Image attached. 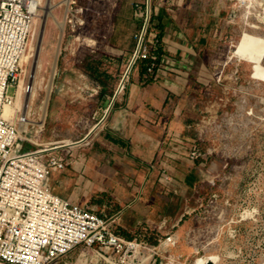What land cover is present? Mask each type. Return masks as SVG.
Listing matches in <instances>:
<instances>
[{
    "label": "rangeland",
    "instance_id": "374dc122",
    "mask_svg": "<svg viewBox=\"0 0 264 264\" xmlns=\"http://www.w3.org/2000/svg\"><path fill=\"white\" fill-rule=\"evenodd\" d=\"M54 1L57 3L59 0ZM72 1L75 2L72 14L78 19L74 30L72 22L68 23L72 19L71 14L67 21L69 10L65 5L50 10L56 21L65 19L63 33L56 22L54 24L48 16L45 18V8L34 20L29 43L35 49L30 50L34 57L25 65V77H22L26 84L36 61L42 34L41 48L43 46L44 50H39L37 62L40 60L43 68L37 73V78L43 77V84L41 89L37 87L38 95L31 113V120L39 122L40 107L46 96L43 87L50 79L59 44L60 55L57 57L43 130L36 145L35 130H38V125L35 123L30 128L32 134L28 136L31 142H27L24 148L25 151L59 148L54 153L65 157L68 164L72 157L63 152L87 148L89 139H85L91 130L97 126L101 128L115 109L114 105L104 119L137 50L136 35L143 27V19L138 17L141 27L136 35H120L119 32L135 27L131 16L136 11L148 10V0ZM151 3L152 28L156 30L158 0ZM199 10L202 14H209L211 19L210 24L203 28L206 43H209L207 52L203 54L204 59L212 61L211 69L215 76L214 84L208 87L209 96L202 104L204 114L198 155L206 165L207 174L200 190L203 200H208L205 205L210 201L216 203L217 210L211 216L217 220L220 217V220L216 222L212 219L209 226H203L193 235L196 244L190 246L185 244L188 242L186 236L194 221L187 216L183 225L189 222L190 226L180 234L181 244L173 254L178 257L183 255L181 264H194L196 258L212 254L220 257L219 264H264V84L252 80L250 64L231 58L244 31L264 37V30H253L246 25V17L239 12L233 14L226 0H200ZM250 21L264 27L259 21ZM142 63L130 71L115 104L124 95L129 79L142 69ZM262 64L264 66V58ZM9 94L13 95L14 89H10ZM69 144L76 146L61 148ZM198 203L193 201L191 204L197 206ZM178 230L179 227L175 234ZM217 232L219 242L204 253L201 241L205 237L212 239ZM135 233L125 236L132 238ZM163 234L149 232L153 239ZM195 248L199 249L198 254ZM80 252V249L73 252L60 264H76L78 260L84 264V253L80 256ZM89 259L85 258L86 264H90Z\"/></svg>",
    "mask_w": 264,
    "mask_h": 264
},
{
    "label": "crops",
    "instance_id": "0c3cea01",
    "mask_svg": "<svg viewBox=\"0 0 264 264\" xmlns=\"http://www.w3.org/2000/svg\"><path fill=\"white\" fill-rule=\"evenodd\" d=\"M157 5L155 26L164 54L153 80L136 71L88 147L63 152L72 157L69 166L55 173L51 184L72 203L91 206L105 218L118 216L123 235L143 227L158 232L166 220L179 227L180 238L190 226L182 221L192 205L188 201H195L207 174L198 150L202 104L215 82L212 61L203 54L209 45L203 28L211 19L200 12V0ZM131 18L135 27L120 35L138 33L141 20Z\"/></svg>",
    "mask_w": 264,
    "mask_h": 264
},
{
    "label": "built area",
    "instance_id": "2783aa9c",
    "mask_svg": "<svg viewBox=\"0 0 264 264\" xmlns=\"http://www.w3.org/2000/svg\"><path fill=\"white\" fill-rule=\"evenodd\" d=\"M70 2L66 17L68 21L72 15L68 23L72 22L74 30L78 19L72 14L75 2ZM252 2L226 0L233 14L251 12L250 19L264 25V4L251 7ZM36 13L37 0H0V260L7 264H60L80 249V256L84 251L85 258L90 257V264H170L173 257L181 263L183 255L173 254L181 244V237L175 234L176 225L163 220L157 231L159 234L168 231L157 239H153L144 227L129 238L118 231V216L105 218L91 206L82 207L56 194L51 178L69 164L65 157L54 153L53 148L25 151L24 145L31 142L28 139L32 134L30 128L35 126L31 122L32 107L29 111L28 107L26 111L17 110L11 120L4 118V106H14L19 83L25 77L22 65L29 52L28 42ZM135 16L143 19V27L136 35L138 47L129 66L135 68L149 60V73L154 75L158 68L156 51L160 41L152 28L151 0H148V10L136 11ZM256 26L252 29L263 32L264 27ZM10 89H14L13 95L9 94ZM32 91L28 76L22 96L25 98ZM42 130L38 126L35 133ZM201 192L191 198L199 201L198 205L192 204L182 216V221L187 216L194 221L186 236L188 242L185 244L190 246L196 244L193 235L212 223L211 213L217 210L212 201L205 205L208 200H203ZM213 220L217 222L220 217ZM218 236L217 232L212 239L203 238L204 253L219 242ZM195 249L198 254L199 249Z\"/></svg>",
    "mask_w": 264,
    "mask_h": 264
},
{
    "label": "bare ground",
    "instance_id": "6f19581e",
    "mask_svg": "<svg viewBox=\"0 0 264 264\" xmlns=\"http://www.w3.org/2000/svg\"><path fill=\"white\" fill-rule=\"evenodd\" d=\"M45 1L46 0H37V13L33 17V23H34V20H36V18L40 16L39 13H41L43 11V9L45 8V10H46L45 18L47 16L50 17L54 21V24L56 22V25L59 26L61 33H63V30L65 28V19H63L60 22L56 21L55 19H53V16H52L50 10H52L55 7L59 8L63 5L68 7V10H69V5L71 3L70 2L71 0H59L57 3H54L55 2L54 0H47L46 3H45ZM252 1L253 2L251 3V7L254 5L264 4V2H263L264 0H252ZM244 13H245V15L247 14V18L245 19L246 25H248L250 28L257 27L254 22L250 21V15L249 14H251V12H244ZM245 15H244V17H245ZM33 23H32V27H33ZM31 31H32V28H31ZM42 31H43V29H42ZM60 40H61V38H60ZM41 42H42V34H41V38L39 39V42H38V50L36 51V61H34V67L29 72L30 83L33 86V91L30 95H27L24 98L22 96V89L24 88L25 84L23 82V79L20 81L19 89H18V95H17V98L15 99L14 106H11V105H5L4 106V118L7 120H11L13 117V114L15 115V112L17 110L24 109V111H26V109L28 107V111H29L34 104L36 96L38 95L37 94V90H38L37 87H39L40 89L42 88L41 85L43 84V77H41L39 79L37 78V73L40 70H42V68H43L42 62L40 60L37 62V59L39 57V50H40V52H42L44 50L43 46L41 48ZM29 43H30V39L28 42L29 52L26 54V56L23 60V65H22L23 71H24L25 65H27L30 62V58L34 57V55L31 54L30 50L34 51L35 49L33 47H31V44L29 45ZM30 47H31V49H30ZM59 55H60V50H59V44H58L56 46L55 55H54V59H53L52 66H51L50 79H49L48 83L46 84V86L44 85V87H43V89L46 93V96L44 98L42 106L40 107V110H41L40 121L36 122V121L31 120V122L36 123L40 128H43V126H44V118L46 116L49 94H50L51 89H52L53 77L56 74L57 57ZM231 58H237L241 61H244L245 63L250 64L252 66L251 72H250V75H252L251 76L252 80L264 84V66L262 64V61L264 58V37H261L260 34L244 31L242 36L239 38L237 45L234 47V51L232 52ZM129 67L127 68L126 73H125V75L127 74V76L125 77V75H124V77H123V79L125 78V80L128 78L130 71H132V69H133V67L132 68H129ZM123 79H122V81H123ZM122 81L119 84L118 89H117V91H119V93L121 92V88L123 86ZM107 114H108V109L106 110V115ZM94 129H97V127L93 128L91 130V132ZM38 137H39V134H37V136H36V140H35L36 145H37ZM72 146H76V144H69V145H66L65 147H61V148L72 147ZM55 150H59V148L55 149ZM82 253H84V258L82 257L84 260L83 263L86 264V260H85L86 253L84 251ZM219 259H220L219 256L212 254V255L196 258L194 261V264H209V263L219 264L220 263ZM170 264H181V263L178 262L177 258L173 257L172 262Z\"/></svg>",
    "mask_w": 264,
    "mask_h": 264
},
{
    "label": "trees",
    "instance_id": "16d2710c",
    "mask_svg": "<svg viewBox=\"0 0 264 264\" xmlns=\"http://www.w3.org/2000/svg\"><path fill=\"white\" fill-rule=\"evenodd\" d=\"M159 41H160V44L157 48V51H156V55L158 56V64L159 62L161 61V58L164 54L163 52V48L161 47V37L159 36ZM151 65V61L149 60H146V61H143L142 63V74L144 76V79L147 80V81H152L153 80V76L151 73H149V67ZM117 106V104H115V107Z\"/></svg>",
    "mask_w": 264,
    "mask_h": 264
},
{
    "label": "water",
    "instance_id": "95a60500",
    "mask_svg": "<svg viewBox=\"0 0 264 264\" xmlns=\"http://www.w3.org/2000/svg\"><path fill=\"white\" fill-rule=\"evenodd\" d=\"M129 68H130V67H129ZM128 70H129V69H128ZM126 76H127V74L125 75V77H126ZM124 80H125V78L123 79L122 84H123ZM118 95H119V91H116V93H115V95H114V97H113V99H112V102H111V104H110L109 107H108V113H110L111 110L113 109V106L115 105V101H116ZM107 116H108V115H105V117H107ZM104 119H105V118H104ZM103 121H104V120H103ZM97 129H98V126H97ZM97 129H94L92 132H90L89 135L87 136V138H86L85 140L89 139V138L91 137V135H92ZM78 145H79V144H78Z\"/></svg>",
    "mask_w": 264,
    "mask_h": 264
}]
</instances>
